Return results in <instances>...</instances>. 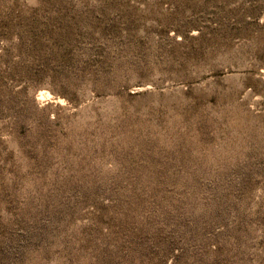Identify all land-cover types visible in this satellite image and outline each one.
I'll list each match as a JSON object with an SVG mask.
<instances>
[{
    "label": "rangeland",
    "instance_id": "374dc122",
    "mask_svg": "<svg viewBox=\"0 0 264 264\" xmlns=\"http://www.w3.org/2000/svg\"><path fill=\"white\" fill-rule=\"evenodd\" d=\"M0 264H264V0H0Z\"/></svg>",
    "mask_w": 264,
    "mask_h": 264
}]
</instances>
